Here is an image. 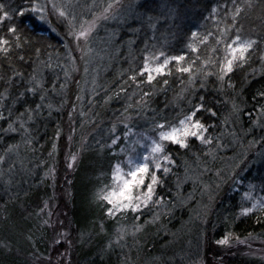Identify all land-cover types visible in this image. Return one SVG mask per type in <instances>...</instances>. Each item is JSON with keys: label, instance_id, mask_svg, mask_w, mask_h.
Returning <instances> with one entry per match:
<instances>
[{"label": "trees", "instance_id": "obj_1", "mask_svg": "<svg viewBox=\"0 0 264 264\" xmlns=\"http://www.w3.org/2000/svg\"><path fill=\"white\" fill-rule=\"evenodd\" d=\"M129 1L132 0H126ZM134 2L133 16L124 25L130 34L127 38L121 32L118 42L125 45L126 38L129 53L116 57L100 80L89 110L92 118L105 120L113 113H120L125 108L123 103L133 94L129 103L134 108H146L147 118L154 125H177L184 115L202 104L195 119L204 125V137L212 143L218 140L235 110L247 115L243 121L248 119V122L244 125L253 124L264 110V0ZM33 3L34 0H0V16L7 12L9 17L0 20V40L8 41L7 45H0V116H3L0 119V157L3 158L0 160V264H53L52 261L36 263L32 257L35 252L42 258L55 259V264H65L64 256L57 257L62 250L69 251V264H125L128 256L136 254L135 248L144 256L163 258L166 252L154 240L158 228L142 227L153 208L147 214L141 213L139 218L130 213L124 218L110 217L108 206L97 197L110 180L116 163L112 150L96 142L83 145L74 169L66 172L68 129L81 132L84 128L83 117H79L80 111L75 106L83 66L74 56L77 74L69 82L63 79L67 42L70 46L66 30L57 27L56 34L44 31L31 13ZM12 27L15 33L8 31ZM193 32L198 34L195 40ZM237 35L254 43L246 62L234 66L221 80L220 65L225 62L226 44ZM190 44H194L196 52ZM161 52L165 55L157 63L181 55L185 60L179 64L171 61L165 74L153 73L155 79L148 83L147 74H140L145 57L159 56ZM181 66L190 67L191 72L177 71ZM35 75L41 78L36 93L27 91ZM56 92L58 98L53 102ZM82 108L84 115L87 111ZM187 144L186 148L165 144L163 155L171 162L160 161L162 168L157 172L160 183L154 186V200L176 204L177 185L188 164L211 151L210 143L191 139ZM12 150L17 156L8 162ZM51 167L55 181L52 169L49 172ZM163 167L169 171L165 173ZM250 181L255 187L250 200L228 188L215 203L204 228L207 259L216 258L212 242L226 233L236 239L264 238L262 165L257 166ZM239 189L242 190L241 186ZM254 203L256 207L251 212L242 214L244 208H252ZM46 207L52 217L45 218ZM55 216H61L68 228L73 250L63 243L51 247L50 223ZM128 228L134 229L135 237L125 240L120 250L116 243L119 229ZM227 260L239 264L238 260Z\"/></svg>", "mask_w": 264, "mask_h": 264}, {"label": "rangeland", "instance_id": "obj_2", "mask_svg": "<svg viewBox=\"0 0 264 264\" xmlns=\"http://www.w3.org/2000/svg\"><path fill=\"white\" fill-rule=\"evenodd\" d=\"M34 3L39 6L40 10L33 12L31 8V13L44 31L56 34L55 29L57 27L66 30L70 46L67 42V56L63 63L65 70L63 79L69 82L77 74L74 56L81 61L83 66V80L78 87L79 95L75 106L80 111L78 112L79 117H83L81 124L84 125V128L81 129V132H75L71 127L68 129V145L65 152L69 154L66 159V172L69 170L72 172L74 169L82 146L94 145L95 142L103 148L112 150V154L116 156L115 164L125 161L129 154L134 155L135 153L131 152L133 147L138 153L143 154L146 149L141 148L140 144L148 145L152 139L158 140V130L155 128L156 125L151 124L147 118L146 108H134L129 103L133 94L130 98L128 97V101L123 103L125 108L120 110V113L111 114L112 117L110 116L109 119L92 118V111H89L103 75L116 61V57H125L124 55L129 53L128 45L125 43L126 38L123 41L125 45L118 42L121 32L126 34V37L127 34H130L129 31L125 30L124 25L133 16L134 0L129 2L126 0H34ZM109 3L113 4V9L110 10V18L97 20L96 27L87 40H77L74 34H70L78 32L82 23L87 26L86 22H91L99 16ZM59 10H64L66 17H61ZM38 17H42V19H38ZM29 83L31 88H35L34 92L36 93L40 89L36 85H40L41 78H36L35 75ZM101 95V101L105 100L103 91ZM55 98H58L57 92L51 101L56 102L57 99L55 100ZM46 99L49 100L50 98L46 96ZM82 107H85L84 111H87L84 115ZM246 116L241 115L237 110L233 111L218 140L210 143L211 151L208 155L190 161L184 177L177 185L176 204L160 203L153 197L147 206L141 204L139 211H120L110 216L124 218L125 214L130 213L139 218L141 213L147 214V210L153 208L147 214V221L142 227L155 226L158 228L156 232L158 231L159 234L157 237H153L156 243H160L159 245L166 254L163 258L152 254L151 256H144L135 248L136 254L132 255L133 257L128 256L125 259V264H233L229 263L227 259L238 260L239 264H264V238L262 237L236 239L226 233L220 239L227 237L228 242L226 244H219L218 241L220 240L212 242V250L215 251L216 258L207 259L204 256L207 250L204 228L213 212L215 203L228 188L231 191L241 192L245 200H250L255 188L250 179L255 176V169L258 165L264 167V110L260 111L255 122L249 127L244 125L248 122V119L243 121ZM125 125L131 129V134L127 139H125V132L128 129L125 128ZM114 139L117 140L115 144L112 143ZM191 139L196 143L205 144L193 137H189L187 142ZM137 141L139 143H136ZM16 156L15 150H12L8 162L11 157ZM50 171L52 179L55 181L54 169L51 167L49 168ZM245 174H250V176L246 178ZM111 177L106 185H112ZM240 186L242 190L239 189ZM245 194L248 196L246 197ZM254 204L256 205V203ZM48 213L49 209L46 207L45 218L46 215L52 217V213L50 215ZM60 217L54 218L50 223L52 230L50 245L51 247H59L63 243L67 248L73 250L72 242L69 240L68 228L63 225ZM164 220L166 223L163 222ZM120 229L116 243L118 248L122 250L125 240L128 242L135 237L136 233H134L133 228ZM36 254V252L32 254L36 263L52 261L55 264V259L48 260L47 257L42 258ZM61 255L65 258L64 263L69 264L70 262L67 261L70 257L69 251L62 250V253L57 257L61 258Z\"/></svg>", "mask_w": 264, "mask_h": 264}, {"label": "snow or ice", "instance_id": "obj_3", "mask_svg": "<svg viewBox=\"0 0 264 264\" xmlns=\"http://www.w3.org/2000/svg\"><path fill=\"white\" fill-rule=\"evenodd\" d=\"M112 9L113 4L109 3L99 16L95 17V19H93L91 22H86L87 26L82 23L78 32L70 34H74L77 40H87L91 32L95 29L97 20L109 19L110 10ZM39 10V6L34 3L32 6V11L37 12ZM214 11L215 9H213V12ZM239 11L240 10L237 9V14ZM20 14L23 15V12ZM59 15L61 17H66V12L64 10H59ZM7 18H9L7 12H4L3 16H0V20ZM38 19H42V17H38ZM8 31L15 33L16 29L12 27L9 28ZM197 36L198 34L196 32L192 33L194 40L197 38ZM200 42L204 43V40H201ZM219 42L220 41H218V43ZM253 43V41L242 40L241 37L237 35L231 43L226 44L225 62L221 63L220 65L219 79L223 80L224 76L228 73H231L234 69V66L237 64L242 65L243 62H246L247 53L249 52ZM7 44V40H0V45ZM189 47L193 52L197 51V48L194 46V44H190ZM2 50L7 51V48ZM164 55L165 54L161 52L159 56H153L151 58L148 56L145 57V63L140 74H147L148 83H152V81L155 79L153 73L158 75L165 74V70L171 61H176L179 64L181 61L185 60V57L181 55L167 57L163 60V63H157L160 60V57H163ZM177 71L190 73L191 68L181 66L177 68ZM132 79L134 80L135 77ZM165 83H167V81H165ZM36 87H40V85L37 84ZM27 91L34 92L35 88H28ZM145 95H147V93ZM43 98L44 97L41 96V100H43ZM40 107L41 105H37V108ZM202 107L203 105L201 104L189 114L184 115V117L179 120L178 126L174 124L157 123L155 128L158 130V140L152 139L151 143L148 145L140 144L141 148L146 149L143 154L138 153L136 148L133 147L131 152L135 153L134 155L129 154L125 161L118 162L113 166L111 177L112 185H106L105 189H102L97 194L98 199L109 206L107 215L111 216L116 212L127 210L136 212L140 210L141 204L147 206L149 202L152 201L154 196V186L160 183L159 177L157 176V172L162 168L160 161L163 160L168 163L171 162L168 156L163 155L165 152L164 142H170L173 145H179L181 148L188 147L187 140L189 137L196 138L203 143H211V140L205 138L203 135V133L206 131L204 125L198 119H195L197 112H199ZM212 114L215 115V113ZM21 115H23V113ZM0 119H3V116H0ZM29 119H31V114H29ZM21 127H24V125L21 124ZM125 128L128 129V131L125 132V139H127L131 134V129L128 128V125H125ZM117 139H119V137H117ZM145 139L148 138L145 137ZM116 142V139L112 141L113 144ZM136 143H139V141ZM2 159L3 158L0 157V160ZM73 159H75V157H73ZM153 166L155 170H153ZM69 167H71V165H69ZM163 171L167 173L169 169L167 167H163ZM245 195L246 197L248 196V194ZM255 207L256 205L254 204L252 208H244L242 210V214L247 215ZM261 207H264V204H261ZM227 242V237L218 241L219 244H226Z\"/></svg>", "mask_w": 264, "mask_h": 264}]
</instances>
